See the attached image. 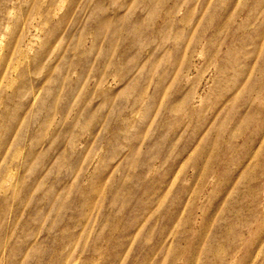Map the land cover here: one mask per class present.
Masks as SVG:
<instances>
[{
  "label": "rangeland",
  "instance_id": "374dc122",
  "mask_svg": "<svg viewBox=\"0 0 264 264\" xmlns=\"http://www.w3.org/2000/svg\"><path fill=\"white\" fill-rule=\"evenodd\" d=\"M0 264H264V0H0Z\"/></svg>",
  "mask_w": 264,
  "mask_h": 264
}]
</instances>
